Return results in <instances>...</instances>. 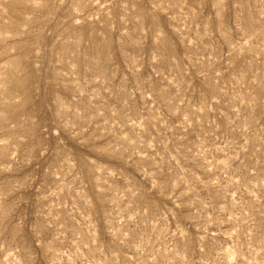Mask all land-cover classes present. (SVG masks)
Listing matches in <instances>:
<instances>
[{"label": "rangeland", "instance_id": "374dc122", "mask_svg": "<svg viewBox=\"0 0 264 264\" xmlns=\"http://www.w3.org/2000/svg\"><path fill=\"white\" fill-rule=\"evenodd\" d=\"M0 264H264V0H0Z\"/></svg>", "mask_w": 264, "mask_h": 264}]
</instances>
